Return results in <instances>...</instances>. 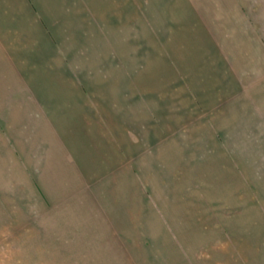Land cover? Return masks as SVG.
Wrapping results in <instances>:
<instances>
[{"label":"crops","instance_id":"0c3cea01","mask_svg":"<svg viewBox=\"0 0 264 264\" xmlns=\"http://www.w3.org/2000/svg\"><path fill=\"white\" fill-rule=\"evenodd\" d=\"M263 97L264 0H0V185L48 234L175 255Z\"/></svg>","mask_w":264,"mask_h":264},{"label":"rangeland","instance_id":"374dc122","mask_svg":"<svg viewBox=\"0 0 264 264\" xmlns=\"http://www.w3.org/2000/svg\"><path fill=\"white\" fill-rule=\"evenodd\" d=\"M249 115L261 123L245 129L242 160L227 158L213 169L199 164V191L191 193L199 224L191 231L180 226L183 240L176 242L175 255L165 243L153 249L148 242L149 255L117 256L121 252L111 250L109 242L94 241L79 225L48 234L45 217L30 208L34 202L2 178L0 264H264V112Z\"/></svg>","mask_w":264,"mask_h":264}]
</instances>
